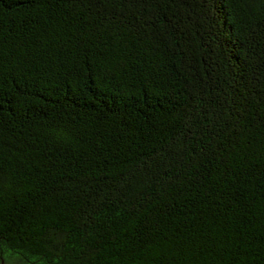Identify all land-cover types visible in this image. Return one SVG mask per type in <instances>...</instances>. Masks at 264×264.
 <instances>
[{"label": "trees", "instance_id": "16d2710c", "mask_svg": "<svg viewBox=\"0 0 264 264\" xmlns=\"http://www.w3.org/2000/svg\"><path fill=\"white\" fill-rule=\"evenodd\" d=\"M0 264H264V0H0Z\"/></svg>", "mask_w": 264, "mask_h": 264}]
</instances>
